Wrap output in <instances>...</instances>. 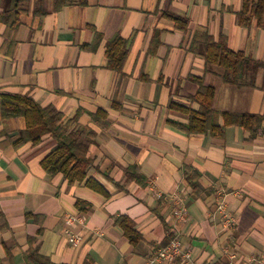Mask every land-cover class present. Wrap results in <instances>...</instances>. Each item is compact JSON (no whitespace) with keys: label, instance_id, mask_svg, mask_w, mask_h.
I'll use <instances>...</instances> for the list:
<instances>
[{"label":"crops","instance_id":"crops-1","mask_svg":"<svg viewBox=\"0 0 264 264\" xmlns=\"http://www.w3.org/2000/svg\"><path fill=\"white\" fill-rule=\"evenodd\" d=\"M10 0H0V13ZM55 0H23L18 25L0 20L1 96L26 95L54 106L63 120L76 117L87 128L94 177L107 191L50 175L42 160L55 146L46 134L37 144L15 145L24 116L4 120L0 107V264H29L33 248L50 264H146L165 245L172 226L170 204L149 183L187 196L188 218L180 225L183 245L200 264H264V121L256 135L229 125L223 137L187 134L171 102L191 105L198 84L215 88L213 107L264 115V68L246 71L255 86L224 80V69L208 63L204 48L190 47L193 35H226L228 46L264 60V27L241 26L242 0H87L56 10ZM173 17L187 23L180 29ZM128 41L120 71L107 67L106 50L115 36ZM220 124L223 118L219 119ZM136 165L144 181L126 179ZM198 173L195 187L188 175ZM236 216L233 230L221 228L217 193ZM82 215L71 245L65 215ZM128 216L141 234L136 244L118 222ZM10 256V257H9ZM38 264V263H34ZM168 264V263H160Z\"/></svg>","mask_w":264,"mask_h":264},{"label":"trees","instance_id":"trees-1","mask_svg":"<svg viewBox=\"0 0 264 264\" xmlns=\"http://www.w3.org/2000/svg\"><path fill=\"white\" fill-rule=\"evenodd\" d=\"M23 0H10L9 8L0 13V20L4 21L9 29L15 28L19 23L21 9L20 2ZM87 0H55V9L59 10L69 4H85ZM177 26L187 29L186 21L173 17ZM237 21L243 27H249L254 21L260 28L264 27V0H242V7L237 13ZM204 48V56L208 63L218 65L224 69V80L240 86H255L254 77L246 79V71H254L257 67L264 68V60H258L247 55L242 50H233L228 46L226 35H220L216 39L208 32H197L193 35L191 49L198 51ZM129 52L128 41L120 36H115L109 41L107 54V67L120 71ZM198 84L192 101L198 104V108L191 105L185 106L171 102L170 107L182 111L188 117L186 123L173 121V124L187 134L209 133L215 137H223L225 129L229 125H240L249 131L252 136L256 135L264 121V115L259 113L236 112L219 110L213 107L215 88L204 84L201 77L192 76ZM264 89V86H262ZM1 112L4 120L21 115L26 119V126L20 136L14 140L15 145L26 142L37 144L46 134L52 136L56 144L49 154L42 160L44 170L55 175L61 173L70 183L85 181V185L108 195L105 188L92 176H88V168L92 165V159L88 154L89 141L81 139L87 128L78 125L77 118L73 117L66 121L63 115L54 106H42L35 99L26 95L1 96ZM223 118L220 124L219 119ZM198 173L193 171L188 175V181L195 187ZM126 179L142 182L143 176L139 173L136 165H130L126 169ZM118 222L124 230L125 236L136 244L141 240V234L136 230L132 220L128 216L120 215ZM35 237H30V248L26 251L29 264H50V260L41 255L32 244ZM10 257V256H9ZM88 259L83 264H90ZM13 264V263H12Z\"/></svg>","mask_w":264,"mask_h":264},{"label":"built area","instance_id":"built-area-1","mask_svg":"<svg viewBox=\"0 0 264 264\" xmlns=\"http://www.w3.org/2000/svg\"><path fill=\"white\" fill-rule=\"evenodd\" d=\"M150 188L154 191L157 198H162L170 204L172 217V226L168 233L167 243L158 249L148 258L146 264H200L194 259L192 253L187 249L180 237V225L188 218L187 196L184 193L165 192L157 189L151 182ZM216 215L220 220L221 228L224 230H233L236 225V216L226 209L225 202L220 197L222 192L217 193ZM84 217L82 215L67 213L65 215L66 234L71 245L76 246L80 239L78 233L73 229L77 224H82ZM226 264H235L237 253L231 246L224 249Z\"/></svg>","mask_w":264,"mask_h":264}]
</instances>
